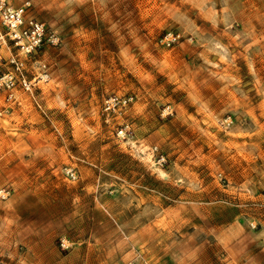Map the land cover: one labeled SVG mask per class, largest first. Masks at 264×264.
Returning <instances> with one entry per match:
<instances>
[{
  "label": "rangeland",
  "instance_id": "1",
  "mask_svg": "<svg viewBox=\"0 0 264 264\" xmlns=\"http://www.w3.org/2000/svg\"><path fill=\"white\" fill-rule=\"evenodd\" d=\"M33 1L62 43L24 57L29 78L40 63L49 73L33 97L7 102L0 89V185L12 199H0V264H113L130 237L120 221L150 223L154 232L142 230L153 237L171 224L225 229L233 219L260 248L264 0ZM167 30L181 40L163 44ZM112 92L134 96L133 117L105 119ZM100 199L110 214L97 213Z\"/></svg>",
  "mask_w": 264,
  "mask_h": 264
},
{
  "label": "crops",
  "instance_id": "2",
  "mask_svg": "<svg viewBox=\"0 0 264 264\" xmlns=\"http://www.w3.org/2000/svg\"><path fill=\"white\" fill-rule=\"evenodd\" d=\"M187 1L191 4L194 3L195 7H203L204 4V0ZM14 2L17 4L20 0H14ZM32 3V11L34 12L35 3L33 0ZM213 16L214 9L210 8L205 12L204 17L208 19ZM183 47H185L184 43L180 45L181 49ZM127 50L130 51L131 49L128 48ZM154 55L152 54V56ZM160 56L158 55V57ZM135 61L136 59L133 58L128 67L132 68L131 65L135 64ZM135 69H139V66L136 65ZM137 105L138 102L130 104L124 113L126 118L128 113H132L131 117L135 115L133 114V110L136 109ZM139 116L136 122H138V119H143L142 117L139 118ZM129 121L132 122L129 119L124 122ZM153 134L154 132L151 131L145 137L141 135V140H148ZM4 185H0V187ZM10 196L2 201L7 204L12 203ZM98 203L103 209L97 206L98 214H110L106 200L102 201L100 199ZM165 215L163 214V216ZM169 216V219L174 221L180 218H177L176 214L173 215V218H171V214ZM181 222L184 223L183 220ZM197 223L194 225L184 223V225L178 226L171 224L169 231L166 228L167 226H164L162 230H158L161 232V235L152 237L147 230H142V227L148 224V229L154 232L150 223L140 226L139 223L127 225L125 222L120 221L119 228L121 232L129 234L130 239L127 237L128 240L122 249L118 251L119 254L116 252V255H112L115 256L114 260L118 259L113 264L130 259H135L137 264H264V244L259 248L258 244L248 243L247 234H245L246 229H244V232H241L240 228L242 227L239 223L236 224L237 220L232 219L225 229H222L223 227L220 228L218 223H210L209 226ZM220 253L224 256L223 258L220 257Z\"/></svg>",
  "mask_w": 264,
  "mask_h": 264
},
{
  "label": "built area",
  "instance_id": "3",
  "mask_svg": "<svg viewBox=\"0 0 264 264\" xmlns=\"http://www.w3.org/2000/svg\"><path fill=\"white\" fill-rule=\"evenodd\" d=\"M32 7V0H20L17 4L14 0H0V89L5 91L7 102L17 101L19 91L33 97L34 87L40 81L49 79L46 63H40L39 72L29 78L25 73L24 57L37 53L45 46L57 47L62 43L60 33L36 17ZM180 37V33L167 30L160 37V41L166 46H172L181 40ZM4 50H7L6 58L3 56ZM133 101L134 96L131 94L109 93L102 100L101 113L108 121L115 116L123 115ZM167 113L172 112L167 111ZM1 114L2 110H0ZM224 121L230 125L231 116H227ZM130 131L129 122H124L117 134L124 137ZM156 158L160 164L165 161L163 153H157ZM64 170L69 178L77 177L73 167L66 166ZM10 193L11 188L8 186L0 187L1 200L8 198ZM67 241L62 238L61 246L67 247ZM116 264H137V262L135 259H130Z\"/></svg>",
  "mask_w": 264,
  "mask_h": 264
},
{
  "label": "bare ground",
  "instance_id": "4",
  "mask_svg": "<svg viewBox=\"0 0 264 264\" xmlns=\"http://www.w3.org/2000/svg\"><path fill=\"white\" fill-rule=\"evenodd\" d=\"M161 173H163V174H164L165 172L161 171Z\"/></svg>",
  "mask_w": 264,
  "mask_h": 264
}]
</instances>
